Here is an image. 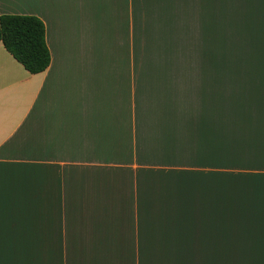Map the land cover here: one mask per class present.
Masks as SVG:
<instances>
[{"label": "crops", "instance_id": "crops-1", "mask_svg": "<svg viewBox=\"0 0 264 264\" xmlns=\"http://www.w3.org/2000/svg\"><path fill=\"white\" fill-rule=\"evenodd\" d=\"M0 264H264V0H0ZM37 245V253L29 246Z\"/></svg>", "mask_w": 264, "mask_h": 264}, {"label": "trees", "instance_id": "trees-1", "mask_svg": "<svg viewBox=\"0 0 264 264\" xmlns=\"http://www.w3.org/2000/svg\"><path fill=\"white\" fill-rule=\"evenodd\" d=\"M0 42L31 74L44 72L51 63L45 24L36 16H0ZM249 262H233L246 264ZM225 264H232L226 261Z\"/></svg>", "mask_w": 264, "mask_h": 264}, {"label": "rangeland", "instance_id": "rangeland-1", "mask_svg": "<svg viewBox=\"0 0 264 264\" xmlns=\"http://www.w3.org/2000/svg\"><path fill=\"white\" fill-rule=\"evenodd\" d=\"M29 251H30V253H37V245H33V244H31L30 246H29ZM225 260H223V262H220V264H225Z\"/></svg>", "mask_w": 264, "mask_h": 264}]
</instances>
